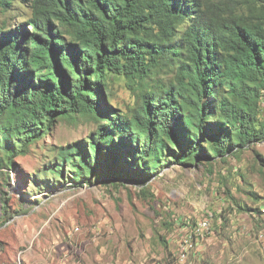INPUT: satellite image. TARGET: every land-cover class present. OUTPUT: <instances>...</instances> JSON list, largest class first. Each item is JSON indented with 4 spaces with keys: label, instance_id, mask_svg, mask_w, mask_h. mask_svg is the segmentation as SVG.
I'll return each mask as SVG.
<instances>
[{
    "label": "trees",
    "instance_id": "16d2710c",
    "mask_svg": "<svg viewBox=\"0 0 264 264\" xmlns=\"http://www.w3.org/2000/svg\"><path fill=\"white\" fill-rule=\"evenodd\" d=\"M24 1L26 20L0 25V165L77 115L97 126L51 168L69 162L74 181L140 183L165 157L196 164L264 139V0H0V12ZM169 66L127 114L102 106L111 77L144 82ZM118 159L138 174H116Z\"/></svg>",
    "mask_w": 264,
    "mask_h": 264
},
{
    "label": "rangeland",
    "instance_id": "374dc122",
    "mask_svg": "<svg viewBox=\"0 0 264 264\" xmlns=\"http://www.w3.org/2000/svg\"><path fill=\"white\" fill-rule=\"evenodd\" d=\"M28 5L0 12V25L26 20ZM172 77L171 66L144 82L114 76L99 100L127 114L143 90ZM96 126L84 115L59 118L14 157V169L0 165V264H264V139L196 164L165 157L135 177L140 183L74 181L69 162L61 175L51 170L60 147L85 141ZM122 162L107 164L120 176L138 174ZM204 216L212 232L180 257L186 224Z\"/></svg>",
    "mask_w": 264,
    "mask_h": 264
},
{
    "label": "built area",
    "instance_id": "2783aa9c",
    "mask_svg": "<svg viewBox=\"0 0 264 264\" xmlns=\"http://www.w3.org/2000/svg\"><path fill=\"white\" fill-rule=\"evenodd\" d=\"M210 216H204L199 218L197 221L193 223H187L186 227L189 228L186 238L184 242L181 244L179 256L185 257L186 249L185 246H192L194 240L204 237L205 235L212 232L211 224H210ZM185 245V246H184ZM183 246V247H182Z\"/></svg>",
    "mask_w": 264,
    "mask_h": 264
}]
</instances>
